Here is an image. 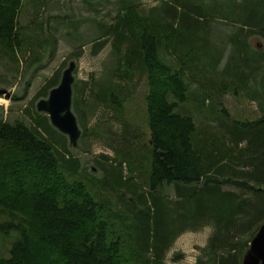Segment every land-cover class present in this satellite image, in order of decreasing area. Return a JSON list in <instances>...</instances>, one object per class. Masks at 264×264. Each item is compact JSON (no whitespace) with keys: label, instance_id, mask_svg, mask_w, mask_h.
Instances as JSON below:
<instances>
[{"label":"trees","instance_id":"1","mask_svg":"<svg viewBox=\"0 0 264 264\" xmlns=\"http://www.w3.org/2000/svg\"><path fill=\"white\" fill-rule=\"evenodd\" d=\"M196 1L164 2L149 15L155 28L134 15L121 19L123 26L115 29L118 41L129 38L131 43L126 64H141L150 81L147 188L138 192L139 184L131 174L124 176L119 166L108 185L106 180L100 183L127 189L128 196L123 191L119 197L130 222L127 212L95 197L89 178L80 173L79 159L70 153L65 137L47 124V116L31 126L0 121V264H165L163 255L176 236L205 225L212 228L208 262L198 257L196 264L241 263L264 222V114L249 121L232 119L228 132L233 141L228 147L220 134L208 127L198 130L192 115L176 110L191 86L190 66L183 60L175 68L160 53L163 43L174 38L179 47H194L197 61L206 56L213 67L217 63L210 55L213 50L206 48V20L192 18L200 14ZM21 2L0 0V44L12 57L21 46L17 24ZM179 5L185 13L179 14ZM236 5L241 24L264 34V0L232 3ZM223 16L235 20L234 14ZM233 41L244 56L221 73L244 85V67L252 63L242 51L243 41ZM103 43L97 41L95 46ZM57 77L47 83L43 95L55 86ZM158 77L163 79L159 88L153 86ZM261 77L257 92L264 108V69ZM116 88L114 84L103 88L97 100L120 108ZM77 92L75 87L73 106L81 122ZM212 92L196 96L201 106L206 98L212 99ZM171 95L175 100L169 99ZM24 175L38 176L41 182L29 190L21 183ZM166 187L173 189V196L162 192Z\"/></svg>","mask_w":264,"mask_h":264},{"label":"rangeland","instance_id":"2","mask_svg":"<svg viewBox=\"0 0 264 264\" xmlns=\"http://www.w3.org/2000/svg\"><path fill=\"white\" fill-rule=\"evenodd\" d=\"M164 2L171 3L172 0H22L17 23L21 46L12 57L10 51L0 44V89L5 90L0 94V121H21L31 126L35 119L47 116L36 110V102L49 93L46 89L43 95L42 90L56 75L57 86L63 69L70 61L75 62L71 109L81 130L77 145L73 147L67 136L50 124L48 116L44 118L51 128L65 137V144L79 159L80 173L89 178L87 183L95 197L105 199L116 211L127 212L121 207L119 197L123 191L128 196L127 189L100 184L103 180H106L104 185L110 183L111 174L117 172L116 166L121 168L124 176L132 175V180L139 184L138 192L147 188L149 129L146 96L150 81L141 64L135 61L126 64L125 57L131 43L129 38L118 41L115 29L118 24L119 29L123 26L121 19L134 15L141 23L149 24V15L163 7ZM233 2L242 5L244 0H197L195 4L199 6L200 14L191 15L194 19L200 16V20L207 22L209 31L204 33L205 44L207 50L214 51L210 55L217 58L214 67L209 61L207 63L206 56L197 61L196 49L179 47L174 38H169V44L163 43L160 49L161 55L175 68L183 60L190 66L187 75L191 86L185 101L178 103L176 110L192 115L198 130L208 127L220 134L228 147L233 141L228 132L232 119L249 121L264 114L263 101L259 100L257 92L262 87L264 34L241 24L239 6L232 7ZM183 8L179 5V14L186 12ZM223 14H234L235 20L224 19ZM154 25L150 22L151 27L155 28ZM233 39L243 41L242 51L252 63L250 67H244V85L221 73L230 62L244 56L238 54ZM100 40L104 43L96 47L95 42ZM223 83L228 86L223 87ZM113 84L122 99L118 109L97 100L101 90ZM162 85L163 79L158 77L153 86L159 88ZM75 87H78V108L83 111L81 122L73 106ZM209 90L213 91L212 99L206 98L201 106L196 96L208 95ZM169 99L175 100L172 95ZM39 182L38 176L24 175L21 179L29 190ZM224 188L234 189L228 185ZM162 192L173 196L171 187ZM127 215L130 222L131 216ZM211 233L212 228L205 225L179 234L167 248L162 261L165 264H196L197 258L202 257L208 262Z\"/></svg>","mask_w":264,"mask_h":264},{"label":"water","instance_id":"3","mask_svg":"<svg viewBox=\"0 0 264 264\" xmlns=\"http://www.w3.org/2000/svg\"><path fill=\"white\" fill-rule=\"evenodd\" d=\"M75 62L70 61L61 73L57 86L51 88L46 98L36 102V110L48 116L50 124L65 134L74 147L81 134L76 117L71 109L73 70ZM5 93L0 89V94ZM240 264H264V222L260 224L242 255Z\"/></svg>","mask_w":264,"mask_h":264}]
</instances>
